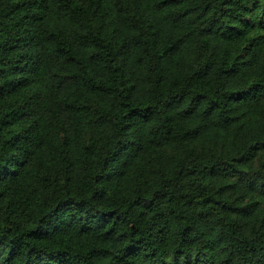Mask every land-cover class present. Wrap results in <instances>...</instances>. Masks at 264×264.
<instances>
[{
  "label": "trees",
  "instance_id": "obj_1",
  "mask_svg": "<svg viewBox=\"0 0 264 264\" xmlns=\"http://www.w3.org/2000/svg\"><path fill=\"white\" fill-rule=\"evenodd\" d=\"M0 264H264V0H0Z\"/></svg>",
  "mask_w": 264,
  "mask_h": 264
}]
</instances>
